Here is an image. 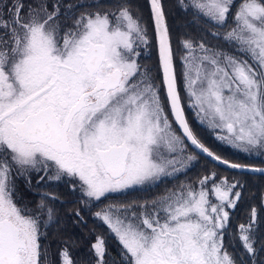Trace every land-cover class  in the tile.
<instances>
[{
  "label": "snow or ice",
  "instance_id": "6c2138e0",
  "mask_svg": "<svg viewBox=\"0 0 264 264\" xmlns=\"http://www.w3.org/2000/svg\"><path fill=\"white\" fill-rule=\"evenodd\" d=\"M255 177L264 0H0V264H264Z\"/></svg>",
  "mask_w": 264,
  "mask_h": 264
},
{
  "label": "trees",
  "instance_id": "16d2710c",
  "mask_svg": "<svg viewBox=\"0 0 264 264\" xmlns=\"http://www.w3.org/2000/svg\"><path fill=\"white\" fill-rule=\"evenodd\" d=\"M133 4L135 5H140V6H144L145 5V0H132ZM165 3L168 4L169 6H171L174 3V0H165ZM169 22L170 24L173 25V31L176 33L185 31V24L186 21L184 18H182L181 16H179L177 13H173L172 16L169 17ZM188 116L189 119L192 121L193 126L197 129L198 133L201 135V137L205 140V142L212 147L215 151L218 152V154L224 155L227 158L230 159H237L239 154H235L233 152L232 149L227 148L224 145L219 144L213 137V135L211 134V132L207 131L205 127L199 125L196 123V121L193 118V115L188 112ZM212 163L207 160L206 158L202 157L194 166L193 168L189 171L188 175L191 177L196 176L197 174H199L203 169L205 168H209L211 167ZM264 189V179L259 178V177H255V178H251L248 181V185H247V190L248 193H256L259 194V192ZM58 191H61L63 193V189H58ZM154 193H149L148 195H151ZM145 195V193L142 192H131L129 193L127 196L123 197L124 199H136V198H141ZM69 199H71V197H69ZM250 200L246 199L245 203H242L240 205L241 209H246L247 208V203H250ZM89 228H91L92 225V221L91 219H89V224H88ZM77 235L80 234L79 229H75Z\"/></svg>",
  "mask_w": 264,
  "mask_h": 264
},
{
  "label": "flooded vegetation",
  "instance_id": "af4514ba",
  "mask_svg": "<svg viewBox=\"0 0 264 264\" xmlns=\"http://www.w3.org/2000/svg\"><path fill=\"white\" fill-rule=\"evenodd\" d=\"M141 62L148 68H152L155 64V53L151 52L148 55H144L141 58Z\"/></svg>",
  "mask_w": 264,
  "mask_h": 264
},
{
  "label": "rangeland",
  "instance_id": "374dc122",
  "mask_svg": "<svg viewBox=\"0 0 264 264\" xmlns=\"http://www.w3.org/2000/svg\"><path fill=\"white\" fill-rule=\"evenodd\" d=\"M189 112L191 113V111H189ZM191 114H192V113H191ZM192 115H193V114H192ZM206 130L208 131V129H206ZM197 162H198V161H197ZM197 162H196V163H197Z\"/></svg>",
  "mask_w": 264,
  "mask_h": 264
},
{
  "label": "water",
  "instance_id": "95a60500",
  "mask_svg": "<svg viewBox=\"0 0 264 264\" xmlns=\"http://www.w3.org/2000/svg\"><path fill=\"white\" fill-rule=\"evenodd\" d=\"M207 159V158H206ZM208 160V159H207ZM210 161V160H209ZM211 162V161H210ZM212 163V162H211Z\"/></svg>",
  "mask_w": 264,
  "mask_h": 264
}]
</instances>
